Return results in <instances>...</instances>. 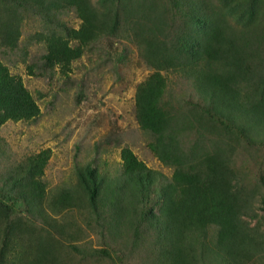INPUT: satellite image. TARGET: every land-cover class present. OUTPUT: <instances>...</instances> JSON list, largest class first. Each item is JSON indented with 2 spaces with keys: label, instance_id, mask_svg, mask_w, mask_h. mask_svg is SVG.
Here are the masks:
<instances>
[{
  "label": "trees",
  "instance_id": "trees-1",
  "mask_svg": "<svg viewBox=\"0 0 264 264\" xmlns=\"http://www.w3.org/2000/svg\"><path fill=\"white\" fill-rule=\"evenodd\" d=\"M21 9L49 21L73 10L81 19L78 28L45 37V65L58 66L60 73L67 75L99 33L119 30L130 33L142 58L156 69L137 85L135 117L154 135L150 150L173 171L165 182L128 146L120 149L121 173L110 182L89 165L79 168L85 204L98 215L99 202L107 200L109 214L96 216L105 228L114 236L147 240L153 264H264L256 210L264 213V196L255 205V188L247 186L236 163L239 146L264 148V0H0L5 49L16 48ZM161 71L189 82L195 100L171 104L168 77ZM39 114L32 93L0 57V126ZM191 127L194 138L182 141ZM49 153L41 150L0 175V264L9 240L27 231L17 218L10 220L13 207L31 214L43 209L40 176ZM259 179L264 186V172ZM77 191L62 192L55 201L62 208L77 199ZM26 252L30 264H53L47 248Z\"/></svg>",
  "mask_w": 264,
  "mask_h": 264
},
{
  "label": "rangeland",
  "instance_id": "rangeland-1",
  "mask_svg": "<svg viewBox=\"0 0 264 264\" xmlns=\"http://www.w3.org/2000/svg\"><path fill=\"white\" fill-rule=\"evenodd\" d=\"M21 10L24 13L16 48L0 45V57L13 75L21 77L38 103L40 114L30 120H7L0 126V175L41 150L50 153L40 176L45 186L43 209L31 214L23 206L13 207L10 220L17 218L27 231L9 240L2 264H30L26 251L38 245L45 252L48 249L53 264H153L152 244L114 236L102 218L96 217L109 214L107 200L99 202L98 215L85 204L82 197L86 194L81 192L77 171L89 165L96 169L97 176L110 182L121 173L120 149L128 146L148 167L159 171L165 182L171 177L173 167L157 158L148 146L154 135L142 129L135 117L137 85L155 67L142 58L130 33L119 30L116 34L99 33L72 61L67 75L60 73L58 66L45 65V37L52 31L65 34L70 27L78 28L81 19L73 10L60 12L50 21ZM70 43L76 46L78 41ZM161 72L168 77L166 98L171 104L187 106L188 100H195L189 82ZM193 129L186 130L181 140H192ZM238 149L237 168L247 186H254L257 205L264 196V186L259 183L260 173L264 172V148ZM70 190H78L77 201L61 208V202L55 201L57 195ZM256 208L261 217L257 223L264 231L263 210ZM122 232L125 234L124 229Z\"/></svg>",
  "mask_w": 264,
  "mask_h": 264
}]
</instances>
